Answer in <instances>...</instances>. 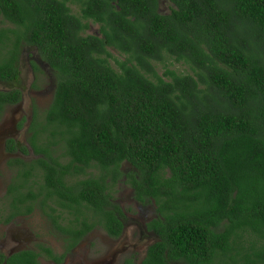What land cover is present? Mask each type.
<instances>
[{
    "label": "trees",
    "instance_id": "trees-1",
    "mask_svg": "<svg viewBox=\"0 0 264 264\" xmlns=\"http://www.w3.org/2000/svg\"><path fill=\"white\" fill-rule=\"evenodd\" d=\"M168 2L0 0V80H18L23 45L56 78L43 117L32 107L30 146L7 141L34 156L7 162L3 222L47 205L66 251L95 227L118 237L124 177L156 210L140 264H264V0ZM22 95L0 89V115ZM38 247L0 264L66 253Z\"/></svg>",
    "mask_w": 264,
    "mask_h": 264
},
{
    "label": "rangeland",
    "instance_id": "rangeland-1",
    "mask_svg": "<svg viewBox=\"0 0 264 264\" xmlns=\"http://www.w3.org/2000/svg\"><path fill=\"white\" fill-rule=\"evenodd\" d=\"M160 9L164 12L169 11L168 0H160ZM89 32L98 33L97 24H91ZM28 51L25 45L19 51L18 80L13 83L0 80V89H9L13 84L23 92L19 103L4 106L3 113L0 115V255L2 253L8 255L23 249L39 250V244L49 246L56 254L61 255L67 250V244H65L64 234L53 224L52 216L56 215V212L49 206L41 208L40 205H34L35 208L31 212L17 215L7 223L3 222L10 203L7 187L15 177L18 167L8 166L7 160L15 156L30 160L34 156L32 151L28 155H23L20 151L12 154L7 150L5 142L13 138L30 146L29 125L32 119V107L35 105L41 113L40 116L43 117V112L53 99L56 83L52 70L37 57L34 60L38 62L40 70L34 71L30 63L34 57L29 56ZM4 57L6 55L1 53L0 58ZM175 67L181 68L178 63L174 65ZM128 166L125 163L123 168L127 169ZM91 171L98 172L97 169ZM81 177L84 178L85 175H79L70 180L73 182L74 179ZM112 193L113 200L120 205L125 215L123 228L118 237L110 236L102 226L92 228L74 248L66 251L61 261L41 254L40 264H126L127 259H131L133 264H140L147 245L156 238L147 229V222L156 216L155 205L151 202H139L134 197L132 188L124 182V177H121L112 187ZM50 203L55 205V202ZM55 207L58 212L63 209L59 205ZM60 222L65 223L62 220Z\"/></svg>",
    "mask_w": 264,
    "mask_h": 264
},
{
    "label": "flooded vegetation",
    "instance_id": "flooded-vegetation-1",
    "mask_svg": "<svg viewBox=\"0 0 264 264\" xmlns=\"http://www.w3.org/2000/svg\"><path fill=\"white\" fill-rule=\"evenodd\" d=\"M17 103H19V102H17ZM17 103H14V104H5V106H10V105H15V104H17ZM10 139H13V138H10ZM10 139H8V140H10ZM8 140H6V142H5V145H6V147H7V141ZM15 140V139H14ZM16 141V140H15ZM18 142V141H17ZM15 153V152H14ZM13 154V153H12ZM9 160V159H8ZM8 160H7V162H8ZM147 248V247H146ZM68 252V251H67Z\"/></svg>",
    "mask_w": 264,
    "mask_h": 264
},
{
    "label": "clouds",
    "instance_id": "clouds-1",
    "mask_svg": "<svg viewBox=\"0 0 264 264\" xmlns=\"http://www.w3.org/2000/svg\"><path fill=\"white\" fill-rule=\"evenodd\" d=\"M21 50V49H20Z\"/></svg>",
    "mask_w": 264,
    "mask_h": 264
}]
</instances>
